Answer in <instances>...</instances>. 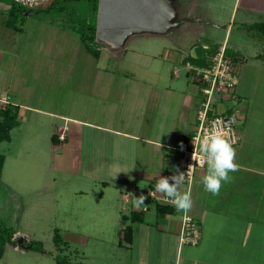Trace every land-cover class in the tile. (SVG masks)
<instances>
[{
  "label": "rangeland",
  "instance_id": "1",
  "mask_svg": "<svg viewBox=\"0 0 264 264\" xmlns=\"http://www.w3.org/2000/svg\"><path fill=\"white\" fill-rule=\"evenodd\" d=\"M26 1H31V4H20L34 12L22 11L16 25L21 31L15 32L7 28L5 22L8 6L17 1L0 0V50L9 51L8 54L12 52L18 59L15 76L12 77L14 86L26 83L34 92L39 89L44 97L41 107L59 115L84 119L86 112L88 117L92 115L84 104V96L91 94L90 85L96 75H104L103 69L113 72L114 81L134 76L149 78L150 75L143 71L153 68L169 78V70L166 68L167 75L163 71L165 64L170 71L177 68L180 79L195 86L196 90L197 85L185 74V67L182 68L181 57L191 53L188 45L201 41L208 34V29L214 33L212 40L215 42L223 41L225 36L224 28L213 29L202 22H188L197 18H192L194 15H200L196 1L201 5V1L234 0H161L159 16L177 24L184 21L182 24L161 34L134 33L118 49L96 40L99 59L85 51L80 39L85 23L92 20L90 1H62L54 9L40 13L37 11L46 9L54 0ZM257 35L261 37L259 42L251 40L253 47L246 43L250 54L264 53V33ZM241 36L234 28L227 48H231L230 44ZM248 38L244 39L248 41ZM228 55L235 56L230 52ZM245 56L248 58L247 54ZM163 57L167 58V62L163 61ZM153 59L159 60L160 67L155 66ZM252 59L243 64L239 75L236 92L242 90L247 100L243 98L246 121L239 117L237 124L243 129L239 130V141L251 140L253 147L261 153V160L257 161L264 170V141L260 140L264 138V70L251 67L260 64ZM198 96L201 99L200 94ZM217 97L215 95L213 99ZM46 98L53 101L52 107ZM226 105L234 106L238 115L240 106L237 101H223L218 105V111H224ZM45 119H33L28 124L21 122L19 128L10 132L9 141L0 144V154L4 157L0 176V218L16 231L13 237L15 245H0L3 250L0 264H55L56 255L84 264H170V249L177 244L179 236L136 224L133 226L132 244L120 240L122 205L112 198L111 202L104 204L100 192L105 189L92 186L95 182H90L91 186L88 181L84 183L85 176H103V168L94 167L93 173L74 174L70 169L64 173L50 166L52 149L44 146L45 137H51L57 127L67 125V122ZM30 140H33L34 148L29 146ZM238 149V146L235 147V151ZM121 168L122 186L119 189L110 187L111 195H116L117 190H134L131 179L133 166ZM113 179L116 178L110 177V180ZM144 184H137L134 197H146L139 207H148L146 220H153L155 206L147 196L149 188ZM55 234L58 235L57 242L54 241ZM30 244L33 246L29 249ZM182 246L187 249L185 244Z\"/></svg>",
  "mask_w": 264,
  "mask_h": 264
},
{
  "label": "crops",
  "instance_id": "2",
  "mask_svg": "<svg viewBox=\"0 0 264 264\" xmlns=\"http://www.w3.org/2000/svg\"><path fill=\"white\" fill-rule=\"evenodd\" d=\"M16 1L31 4V1ZM201 2V5L197 1L195 4L198 5L200 15L192 17L198 19L188 22H202L213 29L224 28V40L213 41L214 33L208 29V34L206 32L203 37L207 43L202 44L201 41L204 40L201 37V41L196 40L194 44L188 45L191 53L181 57L182 68L187 61L193 59H199L198 64H203L206 56L216 45L225 43L228 47L232 30L235 28L242 36L237 37L239 39L234 40L227 51L230 50L229 52L241 61L239 75L243 64L252 58L260 64L250 66L264 70V53L250 54L246 47V43L251 45L250 48L253 47L254 43L251 40L259 42L261 35L257 34L264 33V0ZM247 37H249L248 41L244 39ZM207 45L211 49L207 50ZM8 52L0 50V109L7 104L18 107L16 125L9 131V136L10 132L21 126V122L28 124L33 119L46 120V117L67 122V125L57 127L51 137L49 135L45 137L44 146L48 145L52 149L50 166L64 173L70 169L74 174L93 173L94 167L103 168V176L100 178L85 176L84 183L88 181L87 184L91 186L90 182H95L92 186L105 189L100 192L104 204L111 202V198L120 202L121 220L123 216L125 217V221H121L122 231L130 225L133 232V226L137 224L164 234L179 236L176 246L173 245L170 249V264H262L264 170L257 161L261 160V153L253 147L251 140L245 139L241 143V138L239 139L237 145L239 149L235 151L234 160L238 168L229 172L230 180L222 182L218 195L204 190L202 177L207 168L198 170L189 186H181V192L191 194L192 207L186 216L197 221L199 238L196 244L180 241L182 216L185 213L177 212L176 209L173 214L157 213L158 202L149 196L150 191L155 192V185L160 177H170L175 169H179L176 148L185 143L193 132L196 125V111L201 103L198 86L195 90V86L180 79L177 68L174 67L170 71L164 64L163 71L167 75L166 68L169 70V78L153 68L147 72L143 71L150 75L149 78L125 77L124 81H114L113 72L103 69L104 75H96L92 86L90 85L91 94L84 96L86 102L84 104L91 111L88 112L92 113L91 118L86 112L85 118L82 119L65 114L59 115L41 107L40 102L44 101V97L39 89L34 92L26 83L18 87L14 86L12 77L15 76L18 59L15 54ZM163 58V61L167 62V58ZM153 62L155 66L160 67L158 59H153ZM184 71L188 75L187 69ZM36 76L38 77L37 73ZM239 82L240 79L238 85ZM236 88L229 97L224 100L218 99L215 107L217 112H221L217 109L218 105L226 100L227 102L235 100L238 107L240 106L238 117L246 121L244 94L242 90L236 92ZM46 100L52 107L53 101L51 102L50 98ZM223 109L222 112L236 114L234 106L226 105ZM241 129L242 127L239 128ZM60 134H64L63 141L59 139ZM53 135L54 140H52ZM33 140L29 142L32 148H34ZM260 140L264 141V138L261 137ZM127 166H133L131 179L134 190H119V192L117 190L116 195H111L113 192L110 187L116 186L119 189V186H122L121 167L127 168ZM110 177L116 179L110 180ZM139 182H144L149 188L146 194L155 206L153 220H146L145 213L149 211L148 207L135 209L133 200ZM155 194L158 197L163 196L161 193L155 192ZM132 212H142V220L132 223L129 219ZM122 231L120 240L123 236ZM133 240L132 233L129 245ZM183 244L187 249H184Z\"/></svg>",
  "mask_w": 264,
  "mask_h": 264
},
{
  "label": "built area",
  "instance_id": "3",
  "mask_svg": "<svg viewBox=\"0 0 264 264\" xmlns=\"http://www.w3.org/2000/svg\"><path fill=\"white\" fill-rule=\"evenodd\" d=\"M206 49H211L206 46ZM225 43L216 45L211 49V53L206 56L203 64L187 61L185 67L192 81L198 86L201 96V103L196 111V125L193 132L189 135L187 141L176 148L178 156V166L181 172H187L189 165L192 167L190 177L185 178L183 185L189 186L195 174L200 169L207 168L205 161L201 158L197 142V151L195 152L193 139L205 134H210L215 125L217 130L224 134V138L229 140L235 148L239 142V127L237 121L238 115L235 113L217 112L215 103L229 97L235 90L239 81V70L241 61L234 56L230 57ZM217 95V99L213 97ZM64 134L59 135L61 141L64 140ZM149 196L158 203L172 205L164 196L158 197L155 192L150 191ZM173 206V205H172ZM199 238L197 222L184 214L182 216V229L180 241L183 243L196 244Z\"/></svg>",
  "mask_w": 264,
  "mask_h": 264
},
{
  "label": "clouds",
  "instance_id": "4",
  "mask_svg": "<svg viewBox=\"0 0 264 264\" xmlns=\"http://www.w3.org/2000/svg\"><path fill=\"white\" fill-rule=\"evenodd\" d=\"M197 142H199L200 156L207 165L206 173L202 177L204 190L213 195H218L222 182L230 180L229 172L236 171L238 168L234 162L235 148L229 140L224 138V134L217 130L215 125L210 134H205L202 139L200 136L193 139L195 145L193 160L197 151ZM192 167L189 165L186 173L177 168L172 176L160 177L155 185V192L161 193L168 199L177 212H184L185 214L192 207V199L190 192H181L180 188L185 182V178L191 176ZM145 199L146 197L143 195L138 198L134 197L133 203L139 207Z\"/></svg>",
  "mask_w": 264,
  "mask_h": 264
},
{
  "label": "trees",
  "instance_id": "5",
  "mask_svg": "<svg viewBox=\"0 0 264 264\" xmlns=\"http://www.w3.org/2000/svg\"><path fill=\"white\" fill-rule=\"evenodd\" d=\"M62 1H80V0H54L51 2V4L46 9L38 10L37 12H48L56 7V5L61 4ZM92 3V20L88 23H85L81 33H80V39L84 45V48L86 51L91 53L93 57L98 58V49L96 48V22H97V11H98V3L99 0H88ZM63 9V8H60ZM22 11H27L29 14H32L34 10L30 9L27 10L23 5H21L18 2H11V4L8 6L7 9V17L8 19L5 22V26L7 28L13 29L15 32H20L21 29L16 26L18 24V21L20 19ZM194 63H199L200 60L193 59L190 60ZM17 111L18 107L12 106L10 104H7L4 106L3 109H0V144L3 142L9 141V131L12 127L16 125L17 120ZM52 140H54V135L52 136ZM4 162L3 155L0 154V176L2 171V166ZM150 186H152V183H150ZM156 211L160 214H173L175 212V207L168 204H156ZM143 213L142 212H132L129 219L132 223H138V221L142 220ZM122 222L125 221V217H122ZM16 231L11 227L8 226L6 223H4L0 218V245H15V242L13 240V237L15 235ZM122 240L126 241L128 244L131 243L132 240V228L129 226H126L123 231ZM58 235H54V241L57 242ZM58 245V244H57ZM119 245H122L120 242ZM32 244H30L29 249L32 248ZM1 252H3L2 249H0V257ZM55 264H84L82 262H73L70 261L66 256H55Z\"/></svg>",
  "mask_w": 264,
  "mask_h": 264
},
{
  "label": "water",
  "instance_id": "6",
  "mask_svg": "<svg viewBox=\"0 0 264 264\" xmlns=\"http://www.w3.org/2000/svg\"><path fill=\"white\" fill-rule=\"evenodd\" d=\"M160 2L161 0H99L96 40L112 48H119L134 33H163L184 22L177 24L161 18L158 14Z\"/></svg>",
  "mask_w": 264,
  "mask_h": 264
}]
</instances>
